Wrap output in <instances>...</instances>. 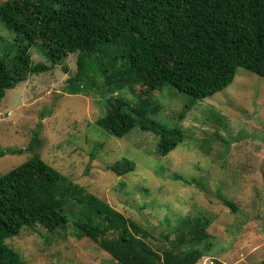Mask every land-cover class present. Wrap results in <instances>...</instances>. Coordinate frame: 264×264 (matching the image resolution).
Segmentation results:
<instances>
[{
	"label": "trees",
	"instance_id": "1",
	"mask_svg": "<svg viewBox=\"0 0 264 264\" xmlns=\"http://www.w3.org/2000/svg\"><path fill=\"white\" fill-rule=\"evenodd\" d=\"M0 24L16 35L18 45L13 57L0 56V102L30 76L77 54V71L67 79L66 94L96 91L107 96L106 113L96 124L119 139L136 128L154 134L161 157L175 151L184 134L155 119L160 107L151 99L153 92L170 86L191 97L183 118L197 100L229 87L239 69L264 78V0H8L0 5ZM33 49L46 63L33 64ZM125 89L134 100L121 95ZM41 127L29 150L40 143ZM24 152L1 149L0 158ZM135 169L127 159L109 166L119 177ZM173 180L197 184L178 174ZM218 198L237 212L234 203ZM182 219L170 249L155 248L141 225L36 153L0 176V264H29L6 244L23 229L58 232L70 225L79 239L98 243L116 264H197L207 256L213 264H223L215 259L206 233L210 219Z\"/></svg>",
	"mask_w": 264,
	"mask_h": 264
},
{
	"label": "rangeland",
	"instance_id": "2",
	"mask_svg": "<svg viewBox=\"0 0 264 264\" xmlns=\"http://www.w3.org/2000/svg\"><path fill=\"white\" fill-rule=\"evenodd\" d=\"M16 39L0 24V56H14ZM31 58L34 65L46 63L36 49ZM76 71L77 54H71L7 92L0 102V150L25 152L0 158V176L38 153L68 180L141 225L155 248L170 249L182 218L202 216L211 221L206 233L216 260L264 264V78L239 69L229 87L197 100L183 118L191 97L170 86L153 92L160 107L155 119L184 134V142L161 157L154 134L136 128L119 139L96 124L106 113L107 96L66 94L67 79ZM121 93L134 100L128 89ZM38 125L40 143L29 150ZM126 159L136 164L134 172L119 177L109 170ZM174 174L195 179L200 187L176 182ZM218 196L234 203L237 212ZM6 244L29 264H116L98 243L79 239L73 225L58 232L27 227Z\"/></svg>",
	"mask_w": 264,
	"mask_h": 264
},
{
	"label": "built area",
	"instance_id": "3",
	"mask_svg": "<svg viewBox=\"0 0 264 264\" xmlns=\"http://www.w3.org/2000/svg\"><path fill=\"white\" fill-rule=\"evenodd\" d=\"M208 260H210L209 263H208ZM198 264H213V263H212V258H206V259H203V260L200 261Z\"/></svg>",
	"mask_w": 264,
	"mask_h": 264
},
{
	"label": "clouds",
	"instance_id": "4",
	"mask_svg": "<svg viewBox=\"0 0 264 264\" xmlns=\"http://www.w3.org/2000/svg\"><path fill=\"white\" fill-rule=\"evenodd\" d=\"M209 258V256H207ZM206 257H204L203 259H205ZM211 258V257H210ZM198 264V263H197Z\"/></svg>",
	"mask_w": 264,
	"mask_h": 264
}]
</instances>
